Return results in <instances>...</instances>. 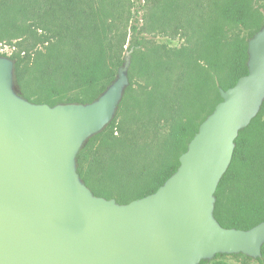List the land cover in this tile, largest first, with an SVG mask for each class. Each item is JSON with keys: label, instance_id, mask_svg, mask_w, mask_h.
Returning <instances> with one entry per match:
<instances>
[{"label": "trees", "instance_id": "16d2710c", "mask_svg": "<svg viewBox=\"0 0 264 264\" xmlns=\"http://www.w3.org/2000/svg\"><path fill=\"white\" fill-rule=\"evenodd\" d=\"M147 7L160 29L184 46L148 47L135 24L123 32L121 0H0V44L19 47L10 56L15 88L30 102L90 104L116 80L123 57L131 60L117 116L76 158L92 193L119 204L154 194L176 173L200 125L222 101L220 89L248 74V40L264 26V16L252 15L251 0H153ZM241 28L250 30L248 40L239 37ZM161 128L170 134V150L145 175L135 169L137 148L142 144L147 157L159 149L149 136L156 139ZM215 199L214 217L224 228L249 230L264 222V102L239 132ZM261 251L264 257V245Z\"/></svg>", "mask_w": 264, "mask_h": 264}, {"label": "water", "instance_id": "95a60500", "mask_svg": "<svg viewBox=\"0 0 264 264\" xmlns=\"http://www.w3.org/2000/svg\"><path fill=\"white\" fill-rule=\"evenodd\" d=\"M129 61L90 104H36L0 56V264H200L216 255L259 258L264 222L224 228L215 193L239 132L264 102V26L248 41V74L228 90L154 194L119 204L95 196L76 158L113 120Z\"/></svg>", "mask_w": 264, "mask_h": 264}, {"label": "rangeland", "instance_id": "374dc122", "mask_svg": "<svg viewBox=\"0 0 264 264\" xmlns=\"http://www.w3.org/2000/svg\"><path fill=\"white\" fill-rule=\"evenodd\" d=\"M121 3H123L125 7L124 19L122 24L120 25L123 32H129L131 25L135 24L138 28H142L141 36L148 47L162 46L165 48L178 49L184 46V40L182 38H180L179 36L173 37L172 33L161 30L160 24L157 21L158 19L150 15V11L148 12L147 6L148 4L149 6H151L153 4V0H149V3L147 2V0H121ZM251 13L256 18L264 16V0H251ZM145 15L147 17L146 19L144 18ZM161 25L166 26V28L172 26L171 22L168 25L166 24V22H163L161 23ZM238 32L239 37L248 40L250 30L241 28L240 30H238ZM15 43V41L14 43H12V45L8 43H1L0 56L6 55L5 57L10 59V56L12 54L19 51V47L15 45ZM48 48V44H46V46L40 47L39 50L41 52H46ZM123 59L124 61H129V68L127 72L129 76L132 67L131 60L125 56L123 57ZM118 110L119 106L115 112L114 118L117 116ZM127 110H129V108L124 110V112L122 113V117L128 116L129 113H127ZM161 130L162 128L157 132H160ZM151 139L155 144L158 141L157 148L159 149H157L155 152L148 151L147 157V154L141 150V148H144V146L142 144H139L137 148V154L135 155V169L140 168L141 171H145V175L151 171L156 170L160 160H164L165 156H167L166 153L170 150V134H168V130H162L160 135H158L156 139H153V135L149 136V140ZM141 154L144 155L140 158L139 156ZM214 260H223L229 264H264V257L262 256L254 259L243 254L222 255L219 258L214 257L212 260H209V262H212Z\"/></svg>", "mask_w": 264, "mask_h": 264}]
</instances>
